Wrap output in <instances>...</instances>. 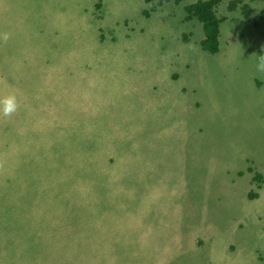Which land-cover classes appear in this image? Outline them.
Returning a JSON list of instances; mask_svg holds the SVG:
<instances>
[{
  "label": "rangeland",
  "instance_id": "374dc122",
  "mask_svg": "<svg viewBox=\"0 0 264 264\" xmlns=\"http://www.w3.org/2000/svg\"><path fill=\"white\" fill-rule=\"evenodd\" d=\"M194 1L0 0V264H264V0Z\"/></svg>",
  "mask_w": 264,
  "mask_h": 264
},
{
  "label": "trees",
  "instance_id": "16d2710c",
  "mask_svg": "<svg viewBox=\"0 0 264 264\" xmlns=\"http://www.w3.org/2000/svg\"><path fill=\"white\" fill-rule=\"evenodd\" d=\"M159 1L161 2L162 0ZM175 2L180 3V0H175ZM220 2L222 0H195L184 6L185 20H196L202 25L204 37L200 40V47L203 51L209 53H216L219 50L220 24L226 19L225 16L219 17L217 15L216 8ZM239 5H241V12L248 16L251 10L248 4L244 3V0H230L227 9L228 11H233ZM251 170L252 168L249 171ZM252 182L260 185L264 182V174L255 171L252 176ZM249 195L251 198H255L257 193L251 191Z\"/></svg>",
  "mask_w": 264,
  "mask_h": 264
},
{
  "label": "clouds",
  "instance_id": "9594fccd",
  "mask_svg": "<svg viewBox=\"0 0 264 264\" xmlns=\"http://www.w3.org/2000/svg\"><path fill=\"white\" fill-rule=\"evenodd\" d=\"M4 39H7L5 34ZM256 58V70L257 72L264 73V52H261ZM19 108V101L14 92H10L7 95H0V117H10L17 112Z\"/></svg>",
  "mask_w": 264,
  "mask_h": 264
},
{
  "label": "crops",
  "instance_id": "0c3cea01",
  "mask_svg": "<svg viewBox=\"0 0 264 264\" xmlns=\"http://www.w3.org/2000/svg\"><path fill=\"white\" fill-rule=\"evenodd\" d=\"M183 217L184 216H182V219H183ZM53 224H55V223H53ZM181 240H183V239H181ZM195 251H196V249H194L192 258H194L196 260H202V261H206L207 260V262H208V259L204 255H202L200 253L201 256L198 257L197 253H199V251H196V252ZM241 257L244 258L245 260H253V257L251 255H248V254L241 253L238 257L235 258V253L226 252L225 260L220 262L219 264H237L239 258H241ZM208 263L210 264V261Z\"/></svg>",
  "mask_w": 264,
  "mask_h": 264
}]
</instances>
